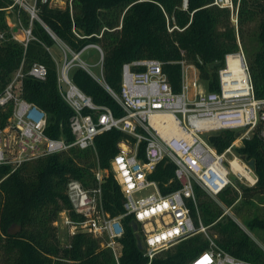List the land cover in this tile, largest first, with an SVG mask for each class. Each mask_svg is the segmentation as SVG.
<instances>
[{
  "label": "trees",
  "instance_id": "trees-1",
  "mask_svg": "<svg viewBox=\"0 0 264 264\" xmlns=\"http://www.w3.org/2000/svg\"><path fill=\"white\" fill-rule=\"evenodd\" d=\"M67 0L64 8L53 6L51 0L39 3L40 17L64 45L79 52L89 44H97L104 51L103 72L106 83L119 93L123 81V65L136 60L156 59L163 62V71L173 91L182 89V61L195 65L209 92L220 90L219 71L225 67L226 56L239 50L241 41L250 67L255 94L264 99V0H232L234 11L214 5V0ZM13 0H0V96L10 83L23 60L28 69L34 63L47 67L45 81L26 77L22 97L43 109L48 115L46 135L50 138L73 140L70 120L71 108L62 98L58 82V64L47 48H60L58 42L39 22L34 24V36L25 48L12 40L7 18ZM13 9L18 11L17 7ZM236 14L237 25L234 22ZM23 25L29 23L28 14L20 11ZM257 26L253 40L257 46L247 47V31ZM178 26L181 30L169 31ZM20 30V29H19ZM70 78L86 95L100 106L110 108L116 117L123 109L107 90L85 69L77 66ZM14 104L0 108V130L13 114ZM240 136V132L222 130L208 135V143L223 153ZM132 139L113 130L99 135L95 149L78 150L50 155L28 162L12 171L0 166V264H149L145 249L138 247L141 228L132 227L134 216L123 218L125 234L121 242L123 255L119 262L100 239L88 233H77L62 245L55 221L61 212L72 210L67 196L71 179L79 180L87 189L96 186L95 171H106L103 182L105 209L117 217L125 213L124 195L111 162L119 153V142ZM146 143L139 147V157L146 159ZM236 154L245 162H255L258 182L249 187L238 184L228 187L217 197L195 184L197 204L187 205L196 226L208 227L215 244L232 256L253 264H264V140L257 133L244 140ZM176 164L168 157L162 160L149 176L159 184L163 195L181 188L175 175ZM218 198V200H217ZM231 209L244 225L263 244L226 213ZM72 217L77 218L71 213ZM13 225L21 232L8 234ZM144 240V237H143ZM210 248L204 234L180 238L176 244L158 253L151 264H190L199 253Z\"/></svg>",
  "mask_w": 264,
  "mask_h": 264
},
{
  "label": "built area",
  "instance_id": "built-area-1",
  "mask_svg": "<svg viewBox=\"0 0 264 264\" xmlns=\"http://www.w3.org/2000/svg\"><path fill=\"white\" fill-rule=\"evenodd\" d=\"M47 1L13 0L9 11L14 7L18 11L11 35L12 40L27 48L31 41L36 40L33 30L35 22H39L60 45L64 59L61 64L56 61L58 82L62 98L73 112L70 120L73 140L48 137L47 113L23 99L26 77L45 81L48 76L44 64L34 63L27 69L23 60L0 96V108L14 104L9 123L0 130V166H9L15 171L28 162L71 149H95L99 135L121 131L134 139L120 141L119 153L111 162L124 195L125 213L112 217L106 211L102 185L107 172L98 168L95 171L97 184L92 189L85 188L76 179L68 182L67 196L72 210L61 212L55 226L66 230L69 237L88 233L102 240L103 246L110 249L119 262L123 255L121 240L125 234L123 218L132 215L143 232L149 264L158 253L172 247L180 238L197 234L205 235L210 241V248L196 255L190 264H253L218 247L209 236L208 227L202 222L196 226L187 205L189 200L197 204L195 184L217 197L228 187L238 189L234 178L249 187L258 182L255 171L233 151L236 144H243L255 133L264 140V99L255 94L241 41H238L239 50L226 56L225 67L219 71L220 90L217 92L206 89L195 65L182 61V89L176 93L163 71V62L149 59L123 65L122 88L117 93L106 83L104 51L99 45L89 44L79 52L73 51L58 40L43 22L39 15V3ZM71 3L72 0V7ZM214 5L234 10L232 0H214ZM183 9H188V0H183ZM20 11L28 14L27 26L23 25ZM234 22L237 25V18ZM175 29L181 30L178 26L169 27L170 32ZM0 38L3 39L4 34ZM88 49L99 54V60L93 66L100 67V76L82 60ZM47 50L52 52L50 48ZM77 66L89 72L107 90L123 109V116L116 117L110 108L97 105L73 83L70 72ZM222 130H240L246 131V134L239 136L223 153H218L208 143L207 137ZM143 142L146 143L145 160L139 157V147ZM166 157L176 164L175 175L181 188L163 195L158 182L150 180L149 176ZM244 169L250 171L253 177L243 175ZM148 191L149 194H143Z\"/></svg>",
  "mask_w": 264,
  "mask_h": 264
},
{
  "label": "rangeland",
  "instance_id": "rangeland-1",
  "mask_svg": "<svg viewBox=\"0 0 264 264\" xmlns=\"http://www.w3.org/2000/svg\"><path fill=\"white\" fill-rule=\"evenodd\" d=\"M51 4L53 6H58L60 8H64L66 7L67 5V0H51ZM232 10V9H230ZM13 11V15L9 18H7V23H8V26L11 28V26L13 24H15L17 22V12L15 9L11 10ZM234 11V10H232ZM233 16H234V20H236V14H234L233 12ZM257 30V26L256 25H252L249 30L247 31V35H249V37L246 39V45L247 47H251V46H257V41L256 40H253V38H251V35L255 33V31ZM256 34V33H255ZM52 53L56 59L57 62H59L60 64L62 63L63 59H64V53L61 49H58L57 47H53L52 49ZM69 59H70V56H69ZM82 60H84V62H86L87 64L91 65V70L98 76H100L101 74V69L100 67H95L93 65H95L98 60H99V54L96 50H93V49H88L86 50V52L84 53V55L82 56ZM204 85L206 84L204 81H203ZM206 86V85H205ZM237 133L240 132V136L242 135H245L246 134V131H240V130H237L236 131ZM248 136H251V135H248ZM242 146V143H238V145L236 144L235 148H234V152H235V149L236 148H239ZM236 153V152H235ZM235 180V185L237 186L238 188V184H242V185H245L247 186L246 184L244 183H241L240 180H238L237 178H234ZM144 195H147L149 194V191L148 192H145L143 193ZM218 200V198H217ZM226 213L229 214L242 228L244 231H246L247 233H249L261 246H263V244L254 236V234L244 225V223L236 217V215H234L231 211V209H226ZM60 218V217H59ZM58 234H59V238H60V241L62 243V245H66L68 244V241L70 239V237L68 236V233L66 232V230L62 229V228H58ZM142 240H143V237H142ZM144 241V240H143Z\"/></svg>",
  "mask_w": 264,
  "mask_h": 264
},
{
  "label": "water",
  "instance_id": "water-1",
  "mask_svg": "<svg viewBox=\"0 0 264 264\" xmlns=\"http://www.w3.org/2000/svg\"><path fill=\"white\" fill-rule=\"evenodd\" d=\"M15 32H17V29H15ZM249 167L254 170L255 169V162L254 161H250L248 163ZM132 227L135 231H138V225L136 223V221H133L132 222ZM22 230V227L20 225H13L9 228L8 230V234L10 235H16L18 234L19 232H21ZM246 232V231H245ZM247 233V232H246ZM249 234V233H248ZM138 247L140 249H143L144 248V244H143V240L140 238V235L138 234Z\"/></svg>",
  "mask_w": 264,
  "mask_h": 264
},
{
  "label": "bare ground",
  "instance_id": "bare-ground-1",
  "mask_svg": "<svg viewBox=\"0 0 264 264\" xmlns=\"http://www.w3.org/2000/svg\"><path fill=\"white\" fill-rule=\"evenodd\" d=\"M236 66H237V65H236ZM236 167H237V166H236ZM243 175H246V176H249V177H250V176L253 177L252 174H251V172L248 171V170H246V169L243 170Z\"/></svg>",
  "mask_w": 264,
  "mask_h": 264
},
{
  "label": "crops",
  "instance_id": "crops-1",
  "mask_svg": "<svg viewBox=\"0 0 264 264\" xmlns=\"http://www.w3.org/2000/svg\"><path fill=\"white\" fill-rule=\"evenodd\" d=\"M12 13H13V11H8V14H12ZM10 17H11V16H10ZM10 17H9V18H10ZM16 18H17V17H16ZM15 24H16V23H15ZM15 24H13L12 26H14ZM12 26H11V27H12ZM14 30H15V29H14Z\"/></svg>",
  "mask_w": 264,
  "mask_h": 264
}]
</instances>
